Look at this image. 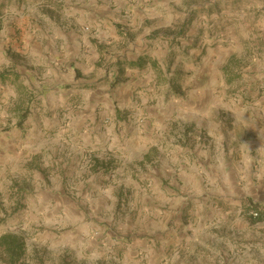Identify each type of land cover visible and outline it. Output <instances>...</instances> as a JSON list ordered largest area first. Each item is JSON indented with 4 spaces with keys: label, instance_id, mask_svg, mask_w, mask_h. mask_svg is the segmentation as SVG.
<instances>
[{
    "label": "rangeland",
    "instance_id": "obj_1",
    "mask_svg": "<svg viewBox=\"0 0 264 264\" xmlns=\"http://www.w3.org/2000/svg\"><path fill=\"white\" fill-rule=\"evenodd\" d=\"M5 1L0 75L20 77L0 78V238L24 241L18 264H225L229 247L264 243V151L250 149L242 119L264 99V0H175L166 27L163 14L118 18L115 5L110 22L83 18L71 33L29 0ZM44 24L63 39L57 66L38 52ZM139 55L144 70L117 64ZM202 86L236 114L247 151L227 152L222 168L197 159L193 126L160 162L148 149L161 141L154 120ZM212 107L204 115L218 125ZM0 264H9L1 250Z\"/></svg>",
    "mask_w": 264,
    "mask_h": 264
},
{
    "label": "crops",
    "instance_id": "obj_2",
    "mask_svg": "<svg viewBox=\"0 0 264 264\" xmlns=\"http://www.w3.org/2000/svg\"><path fill=\"white\" fill-rule=\"evenodd\" d=\"M14 1H17L15 3L17 6H19V4H22V7H25V0ZM5 2V0H0V6H4ZM26 4L28 7L36 6L35 9H33L34 11L36 10V8H39L40 11L44 10L43 12H45V14L41 16L44 22L52 21V25L57 27L66 26L70 29L71 33L73 31H77V29L82 26L83 18L85 20L91 21L93 19H99L100 22H110L108 18V12L113 11L112 7H114L115 5H117L119 9L121 6V10L118 9V18H124L121 15V12L124 11V9L127 10V12L131 11L132 14L135 12V14L138 15V17L134 16L135 21L137 20L136 18L141 21V19L147 20V18L149 17L156 18L163 14L164 25L166 27L170 24L174 17V10L172 9L177 5V2L175 0H29V2H27ZM66 6H69L68 9L66 8ZM78 9L82 10L78 12ZM184 12L190 11L184 8ZM123 20L127 23V20H130V18L127 17ZM32 21L35 22L38 26V23H40V16H35V14H33ZM132 24L133 23H130L129 26H134L136 22H134V25ZM52 25L44 24L42 27L46 29V34L44 36L36 35L37 37L35 42H38L40 44V51L38 52H40V54H43L44 62L47 60V58H49V60H52V62H54V65L57 66V64L61 61V59H59L61 50L60 41L63 39L61 35H58V32L55 33V30H52V28L54 29ZM156 25L155 27H157ZM98 26H102V24L100 23L98 24ZM41 57L42 56L39 55L38 58ZM139 57L140 55L137 56V58ZM37 65L41 64L38 63ZM37 65L35 68H37ZM46 72L49 73V69H47ZM215 80H213V82H216ZM197 94L198 98H192L190 101L186 100L176 103L171 102L169 110L166 113V117L164 119H161L160 121L154 120L153 123H159L156 129L159 130L161 141L151 143L148 149L155 148L157 158L160 160V162L165 161L166 151L172 147L169 146V144L172 143L176 137L179 138L180 133L183 135L187 134L188 136H191L190 128L193 126V130L197 128L198 131L203 135L201 137L203 138V147H197L195 149L197 159H199L201 156L207 163H209L213 159L215 163H217L216 166L218 168H222L225 157H227V152L233 154L237 151H247V144L245 141H243L246 140V136L244 137L245 134L248 135L249 139L252 141L249 144L250 149H256L259 145L262 147V151H264V103L262 102L264 99H261L262 101L259 104L262 105L261 109L259 111H255V114L257 116L252 115V117H247L246 115H244L242 117V119L245 120L244 125H246L244 128L245 134L242 135L239 140H237L235 129V125L237 123L235 119L236 114L231 109L223 107L220 104L219 100H214L215 95L213 94L212 89H209L208 87L204 88L202 86L198 88ZM211 98H213L212 102ZM177 105H181L182 107H184L186 109V112L174 113L175 107H178ZM210 105H213L212 113H215L214 116L220 117L218 125H212L210 120L206 119L208 118V116L204 115L206 113V107ZM196 109L197 112L194 111ZM161 115H163V112L160 114V116ZM222 120L224 121L223 123ZM220 124L223 126V129L218 130ZM215 130L218 131L214 132ZM149 136V133L145 131L142 132V134L140 133L138 135V137H140L141 139L146 138L148 140H152V138ZM243 137L245 139H243ZM155 141H157V139ZM146 144L148 143L143 142L144 146H146ZM176 149L181 151V149L179 148ZM131 150L135 151V148L131 147ZM136 150L137 151L135 153L130 154V160L132 159L133 155H139L141 153L142 146H140ZM189 150L190 147L182 150V152L187 153L189 152ZM155 162L157 163V161ZM167 163H169V161ZM200 166V162L193 161L190 165V169L191 171H199ZM252 216L254 218H257L259 215L255 217L254 213H252ZM261 223V225H264V222ZM257 225L258 224L254 226ZM229 250H234L235 253L232 255H228L229 258H227V262L225 264H264V243L255 245L251 244L249 247H229Z\"/></svg>",
    "mask_w": 264,
    "mask_h": 264
},
{
    "label": "trees",
    "instance_id": "obj_3",
    "mask_svg": "<svg viewBox=\"0 0 264 264\" xmlns=\"http://www.w3.org/2000/svg\"><path fill=\"white\" fill-rule=\"evenodd\" d=\"M3 8V5L0 6V11ZM189 23L188 21L184 23L182 28L180 29L179 34H183L187 29H188ZM1 29V25H0ZM118 66H123V68H129L132 70H144L146 66L149 64V59L142 58L140 57L137 60L134 61H124L119 62L118 61ZM20 76L18 75H13V74H2L0 75V78L3 81H9L10 78L14 80H18ZM25 243L24 241L16 237L14 235H4L0 238V250L4 253L5 257L8 259L9 264H18L20 261L24 251H25Z\"/></svg>",
    "mask_w": 264,
    "mask_h": 264
},
{
    "label": "built area",
    "instance_id": "obj_4",
    "mask_svg": "<svg viewBox=\"0 0 264 264\" xmlns=\"http://www.w3.org/2000/svg\"><path fill=\"white\" fill-rule=\"evenodd\" d=\"M254 216H255V217H257V216H258V214H257V213H254Z\"/></svg>",
    "mask_w": 264,
    "mask_h": 264
}]
</instances>
